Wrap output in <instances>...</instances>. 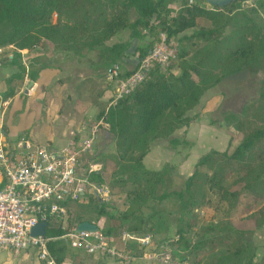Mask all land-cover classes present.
I'll list each match as a JSON object with an SVG mask.
<instances>
[{
	"label": "trees",
	"instance_id": "obj_1",
	"mask_svg": "<svg viewBox=\"0 0 264 264\" xmlns=\"http://www.w3.org/2000/svg\"><path fill=\"white\" fill-rule=\"evenodd\" d=\"M202 1L0 0L1 47L33 49L49 44L56 52L79 55L84 50L94 51L100 68L127 62V57L136 53L145 55L160 32L179 41L177 55L165 69L154 65L144 82L129 95L96 115L108 124L103 138L112 140L115 152L108 159L100 158L99 168L89 173L88 179L98 185L107 183L103 167L110 162L116 181L132 186L126 192L128 207L117 214L108 212L90 194L86 200L72 204L78 210L74 221L68 218L69 227L90 221L101 229L98 218L104 216L109 220L103 230L106 235L112 236L124 227L139 233L152 225L154 215V211L144 213V207L153 209V204L173 197L178 200L181 213L190 215L212 195L229 208L242 205L241 218L252 221L255 228L264 225V208L256 207L264 201V75L259 97L244 105L238 115L229 113L225 118L228 124L233 120L231 123L240 133L234 147L229 139L225 150L210 149L200 155L182 189H162L175 173L172 164L150 170L142 161L155 140L166 139L171 147L188 144L172 134L196 119L189 113L208 89L240 71L264 73V0H251L250 6H242L243 0H236L209 8ZM191 28V34H181ZM121 30H128V38L108 44ZM146 38L149 39L145 44H136ZM195 38L205 44L187 57V44ZM133 45L135 50L131 52ZM212 63L218 66L217 70L210 69ZM24 73L20 66L7 80L4 98L15 94L14 81L23 79ZM131 73L126 69L123 77ZM29 76L34 80L33 71H29ZM186 225L192 228L193 223ZM217 229L203 228L199 240L191 244L179 228L174 246L181 248L180 255L186 258L192 253L193 264H264V256L258 262L254 260L256 251L246 236L247 230L235 229L228 223ZM208 232L214 234L206 238ZM64 233L66 229L59 218L48 221L46 236L57 237L48 242V247L58 263L64 259L69 244L67 238L60 237Z\"/></svg>",
	"mask_w": 264,
	"mask_h": 264
},
{
	"label": "built area",
	"instance_id": "obj_2",
	"mask_svg": "<svg viewBox=\"0 0 264 264\" xmlns=\"http://www.w3.org/2000/svg\"><path fill=\"white\" fill-rule=\"evenodd\" d=\"M178 40L160 32L158 39L148 52L134 56L132 73L123 77L124 69L120 63L106 67L105 74L114 82L110 104H115L123 96L129 95L147 78L154 65L165 69L178 52ZM5 47L0 46V54ZM10 48L20 54L29 49ZM25 71H28L26 63ZM7 101L1 102L0 111V250H10L14 255L33 248L43 264H58L51 254L48 242L57 237L32 235V228L39 222L53 218L61 220L69 245L92 256L114 259L118 264H132L143 258L150 264H187L180 255L182 251L174 246L179 236L154 238L152 234L135 235L123 232L119 244L113 236L101 229L95 231H76V226L67 225L71 205L86 200L92 188L99 200H108L109 190L88 179L93 163L82 172V165L88 156L96 152L100 125L108 127L103 117L90 125L88 133L78 139L72 138L59 147L32 144L21 138L8 143L4 136L2 119ZM83 162V164H82ZM135 246V248L132 247Z\"/></svg>",
	"mask_w": 264,
	"mask_h": 264
},
{
	"label": "rangeland",
	"instance_id": "obj_3",
	"mask_svg": "<svg viewBox=\"0 0 264 264\" xmlns=\"http://www.w3.org/2000/svg\"><path fill=\"white\" fill-rule=\"evenodd\" d=\"M202 5L207 8L211 6L204 1H202ZM241 5L250 6L251 0H243L241 2ZM193 31L194 28H191L181 34L189 35ZM178 36H180V34ZM127 37L128 30H125V32L121 30V32L117 34V37L109 40L107 43L113 44V42L125 40L127 39ZM148 39L149 38H146L142 41H137L136 44H145ZM204 44L205 43L203 40H198L197 38L193 39L191 42H188L187 49L189 51L187 57L191 56ZM69 54V57L65 61L52 60V63H54V66L56 65V68H64L65 71H63V76L59 77V80L56 81L57 78H54L53 80L51 79L55 82L52 87L50 86L51 90H46L47 94L46 96H44L43 100L44 107H42L41 109V107L36 103V105L34 104L30 106L31 111L28 112V110L26 109L27 102L28 105L30 103L33 104L35 102V99H32V101H30L29 103V101H27L24 96H20L18 100L19 106L17 107L16 112L13 115L14 122L19 124L20 122L29 121L32 116L31 112L35 110V113L32 117L33 120L42 123L43 119L46 116L43 111L47 104L45 102H50V100L55 103L54 106H50L52 111L54 110L58 113H63L64 111L62 112V110L64 109V104L75 103V105L77 106L78 101H95L96 95L99 94L98 92L101 87L109 86V88L113 90L115 84L114 82L107 79L105 74L106 67L102 66L98 68L95 64L98 59L96 52L84 50L77 56H75V54L73 53ZM121 65L124 70L128 68L131 69V67H127L128 64L125 61H123ZM217 67L218 66L215 65V63H212L210 65V69L213 70H217ZM37 69L39 70V67ZM176 69L175 73L178 72ZM50 75L51 73H44L43 76L49 79ZM263 75L264 73L262 70H258L256 72L250 70L240 71L238 73L225 77L221 80V82H219V84L211 87L203 94L197 106L193 108L189 113V115L191 116H196V119L193 120L194 122L189 126H183V128L179 129V136L183 138L186 137L189 144H179L176 147H171L168 144V148L170 150H173V152L170 153L172 160L169 161V164H172L174 166L175 173L173 176L167 179V182L162 189H182L184 179L186 175L193 170L196 158L200 154L208 151L210 148L216 150H225L228 147L229 139L231 140L230 143H232L231 147H234L236 141L238 140L236 136L240 135V133L233 126V120H231L232 123L230 122V124H228L225 121V118L229 113L238 115L244 105L256 100L259 97ZM74 77H76V83L78 84L79 88H88L87 93L83 94V92H80V94L77 95L76 92L73 91V89H75V85L73 83L74 81H72ZM44 86L48 87V85L46 84L40 88L43 90L45 88ZM38 96H40V91L35 94V97ZM29 100H31V97H29ZM109 100H111V98ZM106 107H108L107 102L106 104L100 103L98 109H106ZM74 109H77V107ZM16 113L23 114L22 116H15ZM81 114L83 113L81 112ZM76 115L77 114L74 113L71 117H75ZM88 115V113H84L81 116L82 118L84 117L85 122L83 124V130H87L89 126L96 121V119H94V116H92L90 119ZM53 124L54 123L51 124L52 126L50 128L52 132H54ZM14 126L15 128L19 127L16 125ZM15 128L13 130L15 131V133H10L11 137L13 138L18 135V132L24 129L18 128L16 130ZM59 130L60 128L55 131ZM105 133L106 127L100 125V132L98 140L96 142V152H94L92 156H86L88 160H86L84 164L82 162V172H84V170L89 167L90 163L94 164L92 166L93 169H98L101 164L99 159H108L107 157L115 152V146L112 140H106L103 138ZM163 152L166 154L167 149L164 148ZM108 165V167H103V175L107 180V183H105L106 185L104 184V186H106L109 190V194L107 197L108 200H99V203L104 204L105 209L108 212L117 214L128 207L129 202L126 196V192L131 189L132 186L130 184L124 185L121 182L116 181V179L111 175L112 164L108 162ZM180 166L183 170L180 168ZM205 201L206 202L203 205L201 204L196 207L197 209H194V211H192L190 215H183L181 213L178 200L176 198L169 197L160 203L153 204V209L145 207L143 208L144 213L154 211V215L152 217V225L145 227L144 230L139 233L130 232L126 229V227L119 228L114 231L112 236L115 241L120 244L122 242L121 236L123 232H128L138 236L152 234L154 238L158 239L174 237L178 235L177 230L181 228L184 231V236L189 239L191 244H194L195 242H197V240H199L198 234L203 231V228L211 227L213 229H217L221 225L228 223L235 229L247 230L246 236L253 244L256 251L254 260L258 262L264 256V225L255 228L252 221L242 219V205H237L235 208H229L226 203L220 201L215 195L209 196L208 199H205ZM261 205L264 208V201L258 202L256 204V207H262ZM77 210L78 208L77 206H75V204L71 205V209L69 212L70 222H72V220L74 221ZM186 222L193 223L192 228H187ZM98 223L103 231L104 228H106L109 224V220L106 217L101 216L98 218ZM217 230L213 231L216 232ZM212 234H214V232H208L206 234V238L211 237ZM132 247L135 248L134 245H132ZM207 249L208 246H205L204 250L206 251ZM75 253L76 252L70 250L68 246L66 247V256L70 257ZM182 257L187 264H193L192 262L194 260V256L192 253L188 255L187 258L184 256Z\"/></svg>",
	"mask_w": 264,
	"mask_h": 264
},
{
	"label": "crops",
	"instance_id": "obj_4",
	"mask_svg": "<svg viewBox=\"0 0 264 264\" xmlns=\"http://www.w3.org/2000/svg\"><path fill=\"white\" fill-rule=\"evenodd\" d=\"M123 31L125 32V30ZM120 32L121 31H119L117 34H119ZM117 34L113 38L117 37ZM113 38H111L110 40H112ZM69 53L71 52H56L51 48L49 44H46L43 47H36L33 49H29V51L27 50L26 54L25 53L20 54L12 49L10 50V48L7 47L4 48L3 52L0 54V111H2L1 102L7 101V105L3 110L4 114L2 119V126H3L2 129L8 143H13L16 140L25 138L26 140H29V142L32 144H40L49 147H59L72 138L78 139L82 136H85L88 133L90 126L87 130L86 129L83 130L84 127L83 124L85 122H84V117L82 118L81 116L84 113H88L89 114L88 117H90V119L92 116H94L95 117L94 119L98 120L96 115L100 111L98 109L100 103L106 104L107 102L109 106L110 104L109 99L113 94L112 93L113 90L110 89L109 86H106L100 88L98 92L99 94L96 95L95 101H90V102L78 101L77 106L75 105V103L64 104V109L62 110V112L64 111L63 113H58L57 111L54 110L52 111L50 106L51 105L54 106L55 103L53 101L50 100V102H45L47 104L43 111L46 116L43 119L42 123L33 120L32 117L35 113V110L31 112L32 116L29 121L20 122L19 124L14 122L13 115L16 112L17 107L19 106L18 100L20 96H24L25 99L29 101V103L30 101H32V99H35L34 100L35 102L33 104L30 103L28 105L27 102L26 109L28 110V112L31 111L30 106L34 104L36 105V103L41 107V109L42 107H44L43 100H44V96H46L47 94L46 90L49 91L50 86L52 87L55 82L52 80L54 78L55 79L57 78L56 81L59 80V77H62L63 71H65L64 68L63 69L56 68L55 67L56 65L54 66V63H52V60L65 61L69 57L70 55ZM75 56L77 55L75 54ZM134 56L127 57L126 59L128 62L127 64L129 65V66L127 65V67L132 68V66L134 65L133 62ZM12 60H16V62ZM24 63L27 64L28 71L27 72L25 71L23 79H18L14 81V83H16L15 94L12 97L4 98L3 95L8 86L7 80L10 79L14 74H16L19 71L20 66H23L25 69ZM38 67L39 70L37 69ZM30 70L34 72L35 75L34 80H32L29 76ZM44 73H51L49 79L43 76ZM30 81H32L33 83L28 87L27 91H25ZM72 81H74L73 83L75 85V89H73V91H75L77 95L80 94V92H83V94L88 92V88L86 87L79 88L78 84L76 83L77 82L76 77H74ZM46 84L48 85V87L44 86L45 88L42 90L40 87ZM53 88H57V87H53ZM39 91H40V96L35 97V94ZM29 97H31V100H29ZM76 107L77 109H74ZM81 112L83 114H81ZM74 113L77 115L75 117H71L72 114ZM22 114L23 113L20 114L16 113L15 116L17 115L22 116ZM193 122L194 121H192V123ZM52 123H54L53 124L54 132H52V130L50 129ZM192 123H190V125ZM14 125L19 127L15 128ZM14 128L16 130L18 128L21 129L24 128V129L18 132V135L15 136V138H13L11 137L10 133L11 134L15 133V131H13ZM59 128H60L59 131H55ZM179 129L173 132L172 134L173 137H178V138L181 137L179 136L180 135ZM183 139L188 141L186 137ZM168 144L169 143L166 139H158L153 141L149 151L142 160L144 166L147 169L159 170L163 167L164 164L170 163L169 161L172 160L170 153H172L173 150H170L168 148ZM163 147L167 149L166 154L163 152L164 149ZM199 156L196 158V161L199 158ZM192 171L190 173H192ZM190 173H188L186 176H188ZM67 246L69 247L70 250L76 253L72 254L70 257L65 255L62 262L58 264H118V262L114 259H110L107 257H100V256H92L85 253L82 250L71 247L69 244ZM0 264H43V263L37 258L36 251L33 248H30L20 252L17 255H14L10 250H0ZM132 264H150V262L147 261L146 259L140 258L135 260Z\"/></svg>",
	"mask_w": 264,
	"mask_h": 264
},
{
	"label": "water",
	"instance_id": "obj_5",
	"mask_svg": "<svg viewBox=\"0 0 264 264\" xmlns=\"http://www.w3.org/2000/svg\"><path fill=\"white\" fill-rule=\"evenodd\" d=\"M205 3L211 5V6H216V7H223L225 5H228L231 2H234L236 0H203ZM135 45V44H134ZM132 46L130 48L131 52H134L135 50V46ZM134 62V61H133ZM33 82L30 81L26 90L28 89V87L32 84ZM107 134V132L105 133ZM89 193H92L94 196H97L96 192L92 189L89 188ZM47 223L42 221L37 223L31 230V234L32 235H45V227H46ZM97 225L93 222L90 221H82L79 224H77L76 226V231H81V230H89V231H95L97 229Z\"/></svg>",
	"mask_w": 264,
	"mask_h": 264
}]
</instances>
